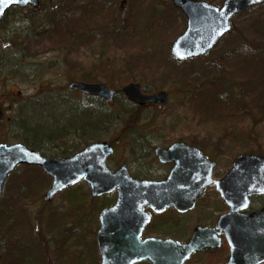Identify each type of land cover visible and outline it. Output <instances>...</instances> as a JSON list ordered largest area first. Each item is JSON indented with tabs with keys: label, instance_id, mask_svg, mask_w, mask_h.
Here are the masks:
<instances>
[{
	"label": "rangeland",
	"instance_id": "obj_1",
	"mask_svg": "<svg viewBox=\"0 0 264 264\" xmlns=\"http://www.w3.org/2000/svg\"><path fill=\"white\" fill-rule=\"evenodd\" d=\"M84 1L85 0H74L73 4L78 5L79 3L80 8ZM124 1L125 6L120 10L119 5ZM203 1L221 8L224 0ZM41 2L40 10L36 12L33 10L18 12L16 15L9 17L6 20V25L8 26L3 31L0 30L5 36L14 35L15 42L18 40L19 42L24 41L28 44V46L24 48L25 50L20 47L21 51L24 50L23 61L20 67L22 78L12 79L10 77H4L1 79L0 112L3 113L4 117L0 120V141L7 144L21 143L22 141L23 131L19 123H16L17 117L18 119L20 117L19 112H17L20 102L25 106H31V104L35 102V105H39L40 107L42 101H48L50 103L56 101L57 103H62L59 105L61 108H65V104L67 105L66 102H68L69 106L67 105V107H74V110L80 112H88L93 115L102 112L103 103L101 101L96 100L95 102L86 98H81L80 94L70 92L67 87L74 81L85 82L82 79L87 75L89 77H94L92 79L95 81L90 83H102L108 85L115 91H120L127 85L121 84L124 83L122 76L125 74L122 73L123 71H127L128 73V70H132L131 74L137 75V70H135V72L133 68L126 66L127 64L125 65L122 61L124 56L136 53V49L134 48L136 46L134 44L137 43L133 42L135 38L132 36L133 34L130 33V22H133V20L127 19V17L130 16L131 12V14L134 15L140 11V9H136L137 7L145 8L146 5L149 7L150 4L160 3L157 7H154V9L160 8L158 12L152 10V5L149 7L152 11L150 10L148 12V19L152 20L151 17H155L158 19V23L151 26L148 23L147 29H145V26L141 28L145 35L152 34V38L156 37L157 40L160 39L157 42V44L160 43V45L153 49L154 51L160 52V54H167L171 43L185 30V18H183L180 13L178 14L167 0H114L110 9L113 14L111 13L109 15V12H107L109 18L102 13L100 14L102 16L97 14L98 17L94 19L96 22L92 21L93 23L87 20V24L82 22L81 25L77 26L74 23L64 22L65 24L63 28L59 29L60 31L58 30L57 33L52 31V38L45 39V37H39L33 40L36 36H32L30 34V32L33 33L32 28H28L32 25H45L44 19L40 17V14H43L47 7L49 8L52 6L55 9L56 3L62 2V0H42ZM86 5L87 4H84L83 6L86 7ZM67 6H69V4ZM75 8L76 7L70 8L68 11H73ZM141 9V15L146 17V10L143 8ZM81 10L79 11L81 20L82 18L88 19V16L84 15V11ZM93 14L94 11L90 16L92 17ZM101 17L103 21L100 19ZM256 18L255 16L250 17V14H246L244 18L236 17L232 23L234 31L225 37L212 55L208 57L207 60H203V62H196L194 64L181 62L176 64L172 59L167 60L163 58L161 60L160 57L159 61V58L153 57L155 63L159 64L158 66L161 67L159 71L164 72L168 76L157 73L155 72L157 69L152 68L148 73L143 75V77L136 76L137 80L131 82L140 84L145 93L166 92L169 97L167 107L160 111L154 108H147L135 112L134 115V113L131 114L130 112L135 111V109L120 95L115 103L107 109L110 114L114 115L115 121H112L113 123L108 121L106 126L102 125L98 130L95 128L96 131H94L93 134L87 132L84 137L87 140L100 136L97 138L98 140L110 141L113 144L115 154L108 162V166L112 171H116L121 164L125 163L128 165L130 172H133L135 175H142L144 172L141 173L140 171H143L144 167L150 164L139 158L144 146L153 143H165L169 145L174 143V141H184L192 145L195 144V147L197 145L198 148L202 149L206 155L208 154L217 162L216 175L222 176L230 170L232 162L239 155L233 151L231 146H229V148L227 145L223 146L220 144V140L218 141V138H213L214 131H209L210 128L207 127L209 126L208 124L203 125L202 123H197L198 119L190 110V105H188L189 103L185 97L186 94L178 90L183 84L176 83L172 78L169 79V77L177 76V72H181V76H188L191 70L199 72L204 63L209 65V63L214 60H216L217 65H219L222 62L219 59L224 56L226 52L232 51L234 49L233 47L243 46V44H241L242 42L248 44L250 47L255 46L256 37L251 28L255 27L254 19ZM136 19H139L138 15H136ZM116 29H118L120 35L129 32L127 35L133 37L130 38L128 42L121 39V42H125L124 45H121L124 47L123 51L116 44L115 46L113 45L115 37L112 35L115 33ZM138 30L139 29L136 31L135 28L134 31L137 37ZM260 34L263 36L264 40V32ZM73 37H80V39L74 40L75 38ZM119 37L120 36L117 35V38ZM250 47L246 46L247 49H250ZM249 53L245 52L240 55L237 69L245 75L259 78L261 76V71L257 69L256 63L258 62L256 61V57ZM209 73L210 71L204 70L197 79L203 78ZM131 74L129 75L132 76ZM186 80L188 83L192 81L190 78ZM179 84L180 86H177ZM25 112H27V114L29 113L28 110ZM34 112V109H32L31 113L33 114ZM53 113L54 111L50 110V115H53ZM38 114L39 113H37V115ZM43 122L54 125V122L49 118L44 119ZM110 123L112 125H110ZM1 124L7 126L3 131L1 129ZM57 127H59V129L64 128L65 130L68 125L65 122L61 125L60 122L59 125L57 124ZM67 132L70 135L66 137L64 141H54L53 144L40 143L35 145V147L42 155L49 158L62 156L61 153L66 152L72 145L76 146L82 143L79 139V135H81L80 132ZM153 171L154 172L150 176L156 179L161 178L160 176H162L164 172L163 169L155 165H153ZM30 173H32L36 179L37 188L32 190L28 188L27 190L22 186H18V181L23 183L24 180L26 182V177ZM15 174L13 180H11L6 187L7 190L2 197L0 215H2L3 212L5 214V211L9 209H12L14 213L21 211V208H18L20 207V205H17L18 203H21L24 210H27L28 213L24 212L22 214H17L18 221L16 220L14 224L9 227L8 235L16 236L19 240L15 246L9 249L10 254H14L13 257L10 258L7 255L5 243L0 242V264H49L48 261L50 258L47 257L41 243L34 239L37 240L38 232L41 233V228L44 232L42 219L47 217L50 212L54 213L53 215H58L59 212L57 213V211H64L67 212V215L69 214L70 208L67 206V201H65L66 196H58L56 201L45 205L42 196L48 189V182L43 176L37 172L26 170L24 167L20 168ZM81 187L83 190H87L84 185ZM19 191L24 192L23 197H28L29 200L22 202L21 200L23 199L19 195ZM71 195L72 194H68V196ZM200 202L198 209L189 215L188 219H186L187 221L193 217L194 221H198L200 218L203 219L210 215L214 217L220 215L218 211L221 208V202L216 197V193L213 190H209L205 198ZM262 202L261 200L255 201L254 207H260ZM105 204L106 200L101 199L92 202L88 201L89 217L93 219L95 212L98 215L103 207H105ZM74 210L75 208L72 211ZM64 218L65 215L47 217L45 231L49 233H68L69 230H74L73 228L67 227L69 222ZM21 222H23L22 225ZM91 225L95 230H98L96 218L93 219ZM29 228L32 231V236ZM94 229H92L90 234L84 229L80 236H78L77 240L80 243V248L76 250L77 258L72 257L71 254L74 248L68 250L69 248L67 247V249H64L66 253L69 251L71 254L70 260L66 262L70 264H78V262L79 264H94L97 257L95 252ZM4 233H6L5 229L3 230V234ZM4 238L10 239L9 236H4ZM4 238L1 237V239ZM53 245L57 249L56 245ZM59 253H61V251ZM96 261V264H98V257ZM52 263L56 264L54 261H52Z\"/></svg>",
	"mask_w": 264,
	"mask_h": 264
},
{
	"label": "water",
	"instance_id": "obj_2",
	"mask_svg": "<svg viewBox=\"0 0 264 264\" xmlns=\"http://www.w3.org/2000/svg\"><path fill=\"white\" fill-rule=\"evenodd\" d=\"M172 2L187 18L185 33L170 49L172 58L181 61L209 55L222 37L231 31L230 21L234 15L261 5L264 0H225L221 9L193 0ZM39 4V0H0V22L11 8L27 9L31 6L36 9ZM69 88L84 95L100 97L106 102L113 101L115 95L103 85L74 82ZM122 93L137 105L152 102L162 107L167 104L164 92L144 96L140 85L128 84ZM112 152L106 143H98L73 158L48 160L23 144H0V198L8 175L23 164L40 166L53 178L52 188L44 197L47 200H52L57 193L82 179L91 186L95 197L118 190L114 207L100 215L101 229L97 239L102 264H135L147 259L153 264H182L193 252L212 247L211 233L214 231L205 228L197 229L187 245L152 239L140 243V235L150 221L149 215L142 214L144 208L156 213L171 207L181 212L192 209L204 190L214 184V163L197 148L174 145L167 151L156 152L162 164H175L169 177L164 182L139 183L129 177L124 167L116 174L107 170L105 161ZM215 189L229 207V213L219 219L217 231L226 234L231 247L227 264L263 263L264 209L243 215L240 212L249 207L250 197L264 195V156L241 155L232 164L230 172L215 183Z\"/></svg>",
	"mask_w": 264,
	"mask_h": 264
},
{
	"label": "trees",
	"instance_id": "obj_3",
	"mask_svg": "<svg viewBox=\"0 0 264 264\" xmlns=\"http://www.w3.org/2000/svg\"><path fill=\"white\" fill-rule=\"evenodd\" d=\"M73 2L74 0H62V2L56 3L55 9L52 6L49 8L47 7L43 14H40V17L44 19L45 25H32L28 28H32L33 33L30 32V34L36 36L33 40L39 37H45V39L52 38V31L57 33L59 29L63 28L64 22L74 23L79 26L82 22L87 24V20L90 22L94 21V19L98 17L97 14L100 15L104 13L108 18L111 13L113 14L109 9L113 0H85V4L96 12L92 17L89 16L88 19L82 18L81 20L79 11L84 4H81L79 8L80 4L74 5ZM106 2H108V6ZM68 4L69 6H67ZM99 4L100 9L97 10L96 7L99 6ZM73 7L76 8L73 11H68ZM83 9H86V7H83ZM18 12L21 11L18 9L11 10L7 14V19L16 15ZM107 12H109V15H107ZM246 14H250V17H257L254 19L255 27L251 28L256 37L255 46L250 47L248 44L242 42L241 44H243V46H235L232 51L226 52L225 55L219 59L222 61L219 65H217L216 60H214L210 62L209 65L204 63L199 72L191 70L188 76H181L182 73L177 72L178 77L170 76L169 79L172 78L174 82L183 84L182 86H180V84L177 85L180 86L178 90L186 94L185 97L189 103L188 105H190V110L198 119L197 123H202L203 125L208 124L209 126L207 127L210 128L209 131H214L213 138H218L221 145H227L228 148L231 146L237 155L254 154L262 156L264 155V40L260 33L264 32V5L249 9L242 14L240 18H244ZM100 19L102 20V17ZM7 26L5 21L4 24L0 26V30L3 31ZM2 31H0V85L2 83L1 79L4 77H10L12 79L22 78L20 67L23 61L24 48L28 46L24 41L19 42L17 40L15 42L14 35L5 36ZM127 33L129 32L120 35L118 29L115 30V33L112 35L115 37L113 45L115 46L116 44L123 51L124 47L121 45H124L125 42H121V39L128 42L130 38H135L133 42L137 43L134 44L136 46L134 47L136 53L124 56L122 61L125 65L127 64L126 66L133 68L134 71L137 70V72L135 71L137 75L131 74L132 70H128V73L127 71H123L122 73L125 74L122 76L124 83L121 84H128L133 80H137L136 76L143 77V75L148 73L152 68L157 69L155 72L162 73L166 76L167 74L159 71L161 67L154 61L155 57L159 58V61L160 57L161 60L163 58L170 60L169 51L167 54H160V52L153 50L160 45V43L157 44L160 39L157 40L154 37L152 38L153 35L149 37L144 34H138V37L136 35L129 37ZM117 35L120 37L117 38ZM73 38H75L74 40L80 39V37ZM246 46L250 47V49H247ZM20 47L24 50L21 51ZM245 52H250L249 54H253L254 57H256V61L258 62L256 63L257 69L261 71V76L259 78L245 75L237 69V64L240 61L239 57ZM203 60H192V62L189 63L194 64L196 62H203ZM204 70H208L210 73L203 78L197 79ZM92 78L94 77L86 75L82 80L89 82L95 81ZM187 78L192 80L189 81L190 84L187 82ZM66 103L69 106V103ZM60 104L62 103H57L56 101H53V103L42 101L39 107V105H35V102H33L31 106H25L20 102L18 106L20 117L19 119L17 117L16 123H19L23 131L21 142L31 149H37L35 147L37 144H53L54 141H64L65 138L70 135L67 131L71 133L77 131L80 132L81 135H79V137L82 141L87 143L90 141L84 138L87 132L93 134L94 131L98 130L102 125L106 126L109 120L114 119L112 114L109 115L110 113L106 116H101L104 112L93 115L88 112L85 113L74 110V107L69 108L65 102V108H61L59 106ZM32 109L35 111L33 114L31 113ZM27 110L29 112L28 114L25 112ZM50 110L54 111L53 115H50ZM37 113L39 114L37 115ZM133 113L135 115V112H132V114ZM46 118L51 119L54 125L55 123L56 125L44 123L43 120ZM60 122L61 125L65 122L68 127L65 128V130L64 128L59 129L60 126L57 127V124L59 125ZM111 123L110 125H112ZM1 125L3 131L7 126L5 124ZM98 137L93 138V140H98ZM15 175L16 174L12 175L11 180H13ZM30 181L31 180L28 179V182ZM18 182V186H22L23 188L25 186L28 187V185H33L25 181L23 183L21 181ZM23 193L24 192L19 191L23 201H27L28 197H23ZM3 217L4 212L0 215V242H3L1 237L5 235V233L3 234V230L7 229V221Z\"/></svg>",
	"mask_w": 264,
	"mask_h": 264
},
{
	"label": "flooded vegetation",
	"instance_id": "obj_4",
	"mask_svg": "<svg viewBox=\"0 0 264 264\" xmlns=\"http://www.w3.org/2000/svg\"><path fill=\"white\" fill-rule=\"evenodd\" d=\"M156 108L154 105H149L146 108ZM174 143H183L181 141H174ZM174 143H171L169 145H166L165 143L161 144H147L144 146L143 151L140 153L139 158L143 159V161L149 162L150 164L145 166L143 171H140L143 173L142 175H134L135 178L138 180H164L168 174L170 173V170L173 168V165H164L160 166L161 169H163L161 178L156 179L152 178L150 175L154 172L153 171V165L155 158V148H161V149H168L170 146H172ZM188 145V144H187ZM157 161V160H156ZM222 178V177H219ZM219 180V179H216ZM117 194L112 193L109 196H103L100 198H90L92 201H98V200H106L105 207H103L102 210L106 208L112 207V205L115 203L117 199ZM67 206L70 208L69 214L65 215L64 219H67L68 222H70L69 226L73 227L75 226L76 229L69 230L68 233L66 232H58V233H49L48 231H45V222L43 223V230L44 232L41 234H38L37 241L41 243V246L43 247L44 252H46V255L49 259V264H54L52 261H54L56 264H70L69 262H66L70 260V256L72 254V257L77 258L76 250L80 248V243L78 242L77 238L82 233V230H86L89 234L91 233V223L93 222V219L89 217L90 212H88V197L84 196V192H80L79 198H68ZM260 201V200H258ZM264 201V200H262ZM264 205V202H262V205ZM75 206V207H74ZM260 206V207H261ZM75 210L72 211L74 208ZM258 208V207H257ZM198 209V206H196L194 209L186 212L181 213L174 209H168L163 214H154L150 210H146V212L151 216V221L145 228V230L141 234V242H146V240L149 239H161L163 241H173L176 243L181 244H188L189 241L193 238V233L195 230L199 229L200 227L208 228V229H216L217 227V220L219 216L214 217L213 215H210L205 218H200L198 221H194V217L188 219L189 215ZM259 209V208H258ZM59 211H57L58 213ZM225 213V212H223ZM222 212L220 213L223 214ZM57 216V215H53ZM204 217V216H199ZM210 218V219H209ZM80 219H84L83 223L80 225L78 222ZM193 219V220H192ZM76 222V224H75ZM67 226V227H69ZM97 226H99V223H97ZM38 230V229H37ZM42 230V229H41ZM214 239H216V242H214L215 247L211 249H205L201 250V252H195L192 255H190L189 258H187L183 264H224L228 258H229V252H230V244L227 242V238L225 234H219V233H213ZM55 244V246L53 245ZM217 244L219 247H217ZM70 250L73 249V252L71 254L69 251L66 253L64 249ZM61 251V253H59ZM58 253V254H57ZM56 258V260H55ZM100 259L99 263L100 264ZM97 261L94 262L96 264ZM79 264V262H78ZM136 264H152V262L147 260H141L139 262H136Z\"/></svg>",
	"mask_w": 264,
	"mask_h": 264
},
{
	"label": "snow or ice",
	"instance_id": "obj_5",
	"mask_svg": "<svg viewBox=\"0 0 264 264\" xmlns=\"http://www.w3.org/2000/svg\"><path fill=\"white\" fill-rule=\"evenodd\" d=\"M25 2H27V0H25Z\"/></svg>",
	"mask_w": 264,
	"mask_h": 264
}]
</instances>
